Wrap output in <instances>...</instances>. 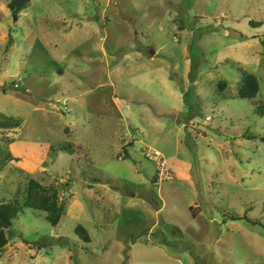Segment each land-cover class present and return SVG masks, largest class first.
Returning <instances> with one entry per match:
<instances>
[{
  "label": "rangeland",
  "instance_id": "374dc122",
  "mask_svg": "<svg viewBox=\"0 0 264 264\" xmlns=\"http://www.w3.org/2000/svg\"><path fill=\"white\" fill-rule=\"evenodd\" d=\"M10 2L0 204L35 180L65 206L23 208L0 264H264V0Z\"/></svg>",
  "mask_w": 264,
  "mask_h": 264
},
{
  "label": "trees",
  "instance_id": "16d2710c",
  "mask_svg": "<svg viewBox=\"0 0 264 264\" xmlns=\"http://www.w3.org/2000/svg\"><path fill=\"white\" fill-rule=\"evenodd\" d=\"M31 0H11L8 4L10 14L12 16L13 22L15 23L18 19V15L21 11H24ZM252 27H260L262 24H255L250 22ZM227 84L225 82L219 83L220 89H225ZM259 93V83L256 75L243 73L242 84L238 91L237 96L241 99H255ZM259 114L264 117V102L261 103L259 108ZM19 126L18 123L15 124H0V127L15 129ZM2 128V129H3ZM6 142L7 139H4ZM65 204L59 201L58 190L54 186L44 187L35 180H30L25 191L24 202L22 205L14 201L0 204V252L6 247L9 240V229L12 227V221L23 208H31L39 210L46 213V220L56 227L59 224L61 216L64 212ZM249 223H251L249 221ZM252 225H258L254 222ZM261 226V225H260ZM84 230L80 227L75 229L78 233Z\"/></svg>",
  "mask_w": 264,
  "mask_h": 264
},
{
  "label": "built area",
  "instance_id": "2783aa9c",
  "mask_svg": "<svg viewBox=\"0 0 264 264\" xmlns=\"http://www.w3.org/2000/svg\"><path fill=\"white\" fill-rule=\"evenodd\" d=\"M158 157H159V161L156 163V165H157V169H159V166H160V162H162L161 160H160V156L158 155V154H156ZM163 167V166H162ZM159 175V178L160 179H164L163 178V174H162V168L160 169V173L158 174ZM165 179H168L169 180V178H165Z\"/></svg>",
  "mask_w": 264,
  "mask_h": 264
}]
</instances>
